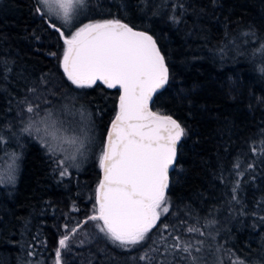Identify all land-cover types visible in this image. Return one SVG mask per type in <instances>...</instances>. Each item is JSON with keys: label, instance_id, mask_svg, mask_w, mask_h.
I'll use <instances>...</instances> for the list:
<instances>
[{"label": "trees", "instance_id": "1", "mask_svg": "<svg viewBox=\"0 0 264 264\" xmlns=\"http://www.w3.org/2000/svg\"><path fill=\"white\" fill-rule=\"evenodd\" d=\"M83 13L65 22L39 0H0V166L11 162L0 179V264H51L66 235L61 264L166 259L160 223L128 250L97 231L83 233L101 179L99 156L92 149L66 160L41 142L49 113L58 119L81 111V139L99 148L106 141L119 90L72 85L56 31L69 36L95 18L147 32L168 67V82L150 102L185 129L167 189L170 212L161 217L167 242H174L169 232L197 247L203 241L193 251L198 264H264V0H86ZM189 226L204 235L187 233ZM145 253L150 262L139 259Z\"/></svg>", "mask_w": 264, "mask_h": 264}, {"label": "snow or ice", "instance_id": "2", "mask_svg": "<svg viewBox=\"0 0 264 264\" xmlns=\"http://www.w3.org/2000/svg\"><path fill=\"white\" fill-rule=\"evenodd\" d=\"M39 3L50 16L62 14L66 22L74 9L84 7L86 0H39ZM51 26L56 27L54 24ZM56 31L64 44L63 72L72 85L84 89L99 83L119 90L118 111L98 159L103 178L95 191L96 207L87 220L98 222L95 227L99 232L113 245L126 250L142 245L160 223V237L166 254V259L160 264H174L177 260L198 264L193 251L199 253L203 241H197L196 244L201 246L197 247L169 232L174 242L168 243L163 235L169 229V225L161 221V217L170 212L167 198L169 170L176 159V146L185 129L171 116L160 115L149 106L154 93L163 88L169 78L165 58L156 41L147 32L135 31L118 19L84 24L71 36H65L59 28ZM261 49L264 50V44ZM34 110L31 104L27 106V112ZM80 117L79 121L57 120L52 119L49 113V118L42 121L41 142L50 153H67L63 147L66 144L74 151L66 154L65 159L76 160V154L84 145L81 139L84 134L83 111ZM29 128L24 131H29ZM36 130L41 131L40 128ZM0 141H3V136H0ZM67 174L65 168L61 175ZM235 191L236 187L233 193ZM233 199H236L235 195ZM75 231L72 229L73 233ZM186 232L204 235L195 226L187 227ZM68 239L66 235L58 242L56 264H61V249L67 247ZM152 251L158 252L159 248ZM139 259L150 262L152 258L145 253ZM233 264L244 262L236 260Z\"/></svg>", "mask_w": 264, "mask_h": 264}, {"label": "rangeland", "instance_id": "3", "mask_svg": "<svg viewBox=\"0 0 264 264\" xmlns=\"http://www.w3.org/2000/svg\"><path fill=\"white\" fill-rule=\"evenodd\" d=\"M40 6H41V8H42L43 10L47 11V9H46L42 4H40ZM83 9H84V7H83V8H77V9H74L69 19H72V18H74V17L82 16V15L84 14V13H83ZM53 16H54V17H57V18H59V19H61V20H63V18H62V14H61L60 16H55V15H53ZM69 19H68L67 21H69ZM106 19H110V18H95V19H88V20H86L85 22H83L82 24H80L77 28H75V30H74L72 33H74L78 28L82 27L84 24L91 23V22H96V21H101V20H106ZM63 21H64V20H63ZM67 21H66V22H67ZM72 33H71L69 36H71ZM63 51H64V46H63V50H62L61 63H62V58H63ZM61 109H62L61 106H57V108H56V110H58V111H60ZM117 110H118V109H117ZM76 116H77V117H76ZM65 119H67V120H73V119H75L76 121H79V120L81 119V117H80V115H78V114L76 115V114H72V113H68V112H66V113H62V114H60V115L58 116V119H57V120H65ZM84 121H86V118H84ZM42 129H43V128H42ZM82 139H83V141H84V145H83V148L81 149L80 153H77V154H76L77 157H78V155H80L81 153H88V152H91L92 149H95V150H96L98 156L100 155L102 147H101V148L96 147V146L92 143V141H91L90 139H88L87 136L84 137V135H83ZM63 147L67 149V153L64 152L65 155H66V154H71V153L74 151V148H73L72 146H69V145H66V144H65V145H63ZM9 163H11V162H9ZM9 163H4L2 166H0V179H6V178L9 176V175H8V171H9ZM10 165L12 166V164H10ZM100 170H101V169H100ZM100 180H101V179H100ZM100 180H99V181H100ZM99 181H98V183H97V186H98V184H99ZM95 191H96V190H95ZM167 198H168V197H167ZM92 200H93L94 203L91 204V210H90V212H89V216H91V215L94 214V210H95V207H96V205H95V193H94V195H93V199H92ZM168 204H169V200H168ZM96 223H98V222L87 221V223H85V224L83 225L84 230H83L82 232L85 233L86 230L89 231V232H91V230H94V231L99 232V230L95 227V224H96ZM99 233H100V232H99ZM100 234H103V233H100ZM67 242H68V241H67ZM51 264H56V260L54 259L53 261H51Z\"/></svg>", "mask_w": 264, "mask_h": 264}, {"label": "water", "instance_id": "4", "mask_svg": "<svg viewBox=\"0 0 264 264\" xmlns=\"http://www.w3.org/2000/svg\"><path fill=\"white\" fill-rule=\"evenodd\" d=\"M122 23H126V24H128L126 21H123V20H120ZM129 25V24H128ZM130 27H132L131 25H129ZM135 31H143V30H141V29H138V28H135V27H132ZM143 32H145V31H143ZM157 44V43H156ZM157 47H158V45H157ZM159 48V47H158ZM162 89V88H161ZM161 89H159L158 91H160ZM157 91V92H158ZM155 94V93H154ZM154 96V95H153ZM150 106V105H149ZM151 108V107H150ZM151 110L152 111H154V112H156L155 110H153L152 108H151ZM118 111V110H117ZM157 113H159L160 115H167V114H163V113H160V112H157ZM116 115V114H115ZM167 116H170V115H167ZM172 117V116H171ZM114 118H115V116H114ZM114 118H113V120H114ZM172 119H174V120H176L179 124H180V122L176 119V118H174V117H172ZM181 125V124H180ZM182 126V125H181ZM110 127H111V125H110ZM110 127H109V129H110ZM108 129V130H109ZM182 139V138H181ZM181 139H180V141L177 143V146H176V159H175V161H174V164H173V166L170 168V170H169V182H170V179H171V172H172V170H173V167H174V165H175V163H176V160H177V157H178V148H179V144H180V142H181ZM103 178V174H102V171H101V179Z\"/></svg>", "mask_w": 264, "mask_h": 264}]
</instances>
